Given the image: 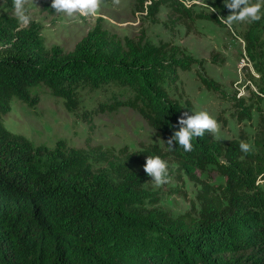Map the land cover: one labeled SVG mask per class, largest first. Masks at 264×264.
I'll use <instances>...</instances> for the list:
<instances>
[{
  "label": "trees",
  "instance_id": "1",
  "mask_svg": "<svg viewBox=\"0 0 264 264\" xmlns=\"http://www.w3.org/2000/svg\"><path fill=\"white\" fill-rule=\"evenodd\" d=\"M146 1L139 0L138 8L153 18L167 4L173 25L185 18L219 21L215 12L195 11L198 3ZM222 1L203 0L216 11L224 8ZM257 27L264 31L257 21L243 34L247 49L255 52L259 77L251 78L257 98L233 96L239 122L251 119L254 107L260 111L253 150L241 152L240 141L247 142L248 135L240 130L226 143L206 133L185 152L178 144L170 150L166 142L178 130L180 116L193 114L194 105L169 88L179 81V69L190 70L197 59L169 41L123 40L101 23L71 51L60 45L48 48L38 25L21 26L2 16L0 264H264V110L259 104L264 42ZM202 80L218 89V82L205 75ZM40 83L63 97L72 113L83 87L114 84L127 90L118 104L137 110L163 146L117 154L101 146L70 147L63 140L48 147L12 133L1 116L10 110L13 96L33 106L30 90ZM149 155L161 156L175 166L180 181L187 177L198 188L188 211L175 217L156 206L158 198L146 188L150 177L132 167L144 166Z\"/></svg>",
  "mask_w": 264,
  "mask_h": 264
},
{
  "label": "rangeland",
  "instance_id": "2",
  "mask_svg": "<svg viewBox=\"0 0 264 264\" xmlns=\"http://www.w3.org/2000/svg\"><path fill=\"white\" fill-rule=\"evenodd\" d=\"M150 2L151 0H147L146 4ZM51 3L52 0H27L26 3L31 16L29 24L38 25L48 48L60 45L66 51L73 50L97 23L123 40L128 37L154 44L161 41L172 42L185 55L197 59V62L190 70L179 69V81L169 88L171 94L183 95V100L189 98L194 111L206 110L215 119L221 117V131L216 138L222 143L238 136L240 130H245L248 135L246 141L254 145V138L259 130L260 111L254 107L252 118L239 122L233 114V96L250 97L249 101L257 98L253 90L258 93V87L251 78L259 77L254 68L255 52L250 53L243 36L256 22L236 23L230 29L220 22L221 16L229 15L228 9L223 6L222 10L216 11L203 0H184V3H198L194 6L195 11L215 12L219 21L205 18L192 21L185 18V23L180 21L173 25L167 4L162 5L156 18H153L147 12L139 10V0H120L119 5H114L113 0H103L100 11L94 17L79 14L68 17L56 13ZM222 3L224 4V0ZM5 15L18 21L13 0H0V18ZM259 22L264 24V19ZM18 23L26 26L19 21ZM256 31L264 42V31L259 27ZM202 75L218 82V89L208 88ZM126 95L127 90L114 84L101 88L86 86L80 91V103L76 112L72 113L67 110L63 97L55 95L45 83H40L30 90L33 106L13 96L10 110L1 116V120L12 133L48 147H54L58 141L63 140L70 147L89 149L101 146L118 154L121 149L131 152L153 144L163 146V140L156 136L155 130L137 110L118 104V100L125 99ZM259 104L264 110V95L259 99ZM94 166L99 167V164L94 163ZM101 166L105 167L107 164L103 163ZM132 167L144 170V166L139 163H133ZM211 175L216 181L222 180L216 173ZM169 176V182L159 187L154 185L150 177L146 188L158 198L157 207L176 217L191 208L198 188L187 177L184 182L180 181L176 176L175 166L171 168L169 165Z\"/></svg>",
  "mask_w": 264,
  "mask_h": 264
},
{
  "label": "clouds",
  "instance_id": "3",
  "mask_svg": "<svg viewBox=\"0 0 264 264\" xmlns=\"http://www.w3.org/2000/svg\"><path fill=\"white\" fill-rule=\"evenodd\" d=\"M103 0H52L51 7L56 13L73 17L79 14L83 17L96 16L100 11ZM27 0H13V8L18 21L27 25L31 16L26 8ZM114 5H119L120 0H113ZM224 6L228 9L227 17L221 16L220 22L230 29L236 23L257 22L264 19V0H224ZM174 128L177 126H173ZM221 127L208 111H193L183 113L178 119V130H175L167 140L170 150L176 148V144L185 152L193 150V139L210 134L218 137ZM239 148L243 153H250L253 146L245 141H240ZM145 173L151 177L154 185L159 187L169 182V165L159 155H149L144 165Z\"/></svg>",
  "mask_w": 264,
  "mask_h": 264
}]
</instances>
